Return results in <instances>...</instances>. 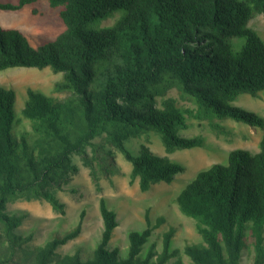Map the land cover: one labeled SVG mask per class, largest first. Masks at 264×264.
Instances as JSON below:
<instances>
[{"label":"trees","instance_id":"1","mask_svg":"<svg viewBox=\"0 0 264 264\" xmlns=\"http://www.w3.org/2000/svg\"><path fill=\"white\" fill-rule=\"evenodd\" d=\"M38 1L0 0V10ZM48 1L66 25L54 39L35 45L21 30L0 26V71L50 67L63 75L55 91L66 94L60 98L28 87L21 102L15 87L0 84V264H167L173 258V264H184L182 250L172 246L174 227L164 233L161 252L155 244L143 252L166 222L164 216L153 222L150 209L146 228L129 233L123 257L111 244L118 213L105 198L101 240L72 252L60 247L79 237L82 222L34 244L36 228H20L27 213L9 205L20 198L47 199L65 212L54 187L78 171L77 153L100 186L95 162L115 163L112 151L102 156L96 148L94 139L102 135L132 163L131 180L139 179L148 191L158 182H173L187 167L156 155L145 143L135 154L126 145L129 137L156 130L171 153L205 144L201 136L179 134L189 119L208 120L219 131L217 120L230 117L263 126L264 118L232 102L242 93L257 96L264 90V39L250 25L264 13V0ZM120 10L114 24L90 27ZM173 87L195 106L166 97ZM176 202L196 220L204 240L185 247L191 264H264V136L259 151L237 148L228 163L201 170Z\"/></svg>","mask_w":264,"mask_h":264},{"label":"rangeland","instance_id":"2","mask_svg":"<svg viewBox=\"0 0 264 264\" xmlns=\"http://www.w3.org/2000/svg\"><path fill=\"white\" fill-rule=\"evenodd\" d=\"M122 13L123 10H120L108 19L93 22L90 27L112 25ZM250 25L258 30L264 39V13L254 17ZM0 26L21 30L35 45L46 39H54L66 28L59 17V10L52 8L48 0L26 5L17 11L0 10ZM241 41L240 38L236 39L237 43ZM62 77V73H56L50 67L44 69L16 67L0 71V84L15 87L19 91L21 102L24 101L28 87L63 98L66 96L65 93L55 91V85ZM170 96L176 98L182 107L195 106L177 87L168 90L166 97ZM232 105L255 112L264 118V90L257 96L242 93ZM16 110L18 111L17 104ZM188 121V127L182 128L179 134L184 137L201 136L205 139L203 146L177 149L169 153L160 132L156 130L146 131L139 137L132 136L126 140V145L135 154L141 153V145L145 143L156 155L185 165L186 170L178 173L171 183L158 182L150 190L142 191L139 179L131 180L132 163L126 159L122 151L107 140L106 135H102L94 139L96 148L101 151L102 156H106V151H112L115 163L111 166V158L95 162L100 186L95 183L92 169L86 165L83 154L77 153L73 161L78 166V171L69 173L62 179L60 185L54 187L57 197L65 204V212L56 210L47 199L35 198L12 201L9 209L27 213L28 216L20 228L25 231L36 228L34 244L45 243L53 232H67L82 222L83 229L79 237L60 247L64 252H72L79 245L94 247L101 240L104 225L101 200L105 198L108 206L118 213L120 224L114 231L111 244L120 248L123 257H127L129 253V233L132 230L141 231L146 228V212L150 209L153 222H156L159 216L166 217V222L154 230L143 252L146 254L152 244L161 252L164 248V233L174 227L176 232L172 246L182 250L184 264H191L190 257L184 252L185 247L189 243H203L204 240L198 232L196 220L185 215L179 208L177 196L201 170L208 169L215 163H228L232 150L243 148L252 152L259 151L264 136V125L252 126L230 117L217 120L223 126L219 131L208 120ZM88 152L90 156L95 154L91 146L88 147ZM106 167L109 168L107 172ZM174 260L171 259L167 264H173Z\"/></svg>","mask_w":264,"mask_h":264}]
</instances>
